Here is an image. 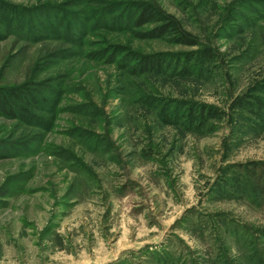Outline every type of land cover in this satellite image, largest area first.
Wrapping results in <instances>:
<instances>
[{
	"label": "rangeland",
	"instance_id": "obj_1",
	"mask_svg": "<svg viewBox=\"0 0 264 264\" xmlns=\"http://www.w3.org/2000/svg\"><path fill=\"white\" fill-rule=\"evenodd\" d=\"M142 4L197 45L138 38L156 26L133 24ZM0 5L16 114L0 115V264H264V109L247 107L264 101V0ZM146 57L167 65L130 71Z\"/></svg>",
	"mask_w": 264,
	"mask_h": 264
},
{
	"label": "trees",
	"instance_id": "obj_2",
	"mask_svg": "<svg viewBox=\"0 0 264 264\" xmlns=\"http://www.w3.org/2000/svg\"><path fill=\"white\" fill-rule=\"evenodd\" d=\"M143 6H140L138 9V12L134 15L133 18V24L138 28H144L147 25H153L156 24L152 29L145 30L142 32H138L135 35H137L138 38L141 39H162L166 36H172L174 41H177L180 44L186 45V46H196L197 41L195 38H193L188 32H186L180 23L173 17L165 16L161 11H159L157 8H155L153 5L149 4H142ZM1 9H5V5H0ZM167 64H165V61L162 59H153L152 57H146L142 61L139 62V65L136 68H132L130 71H134L136 73H160L164 67H166ZM171 64H168V67ZM167 67V68H168ZM128 68V67H127ZM189 71L187 69H184L183 73L187 74ZM19 96V95H18ZM16 96V97H18ZM39 102L37 97L35 95H31V98L28 100V103L32 106H36V103ZM14 106L8 98L0 97V115L1 114H8L15 116V109ZM233 106H236L238 108H247L249 107V111L252 113H255V115L262 118V114H259L260 111H263L264 109V101L260 98H255V101L253 103H249V105L246 107V101L245 98H237L235 102L233 103ZM206 109H202L198 112H196L197 115H195L194 110L191 111L189 114L190 119L197 125V127H202L204 124H206L209 115L212 113H206ZM169 118L172 117L170 114L168 116ZM264 166V164H262ZM241 171L249 176L250 179H255L256 184L258 186H262V177H261V171L259 172V169H261L260 164L257 162H252L248 165H241ZM264 171V167H262ZM229 182V181H227ZM233 186L236 190L245 191L248 189V184L246 181H243L242 177L239 175L235 176V179L233 180ZM250 189V186H249ZM263 193H264V189Z\"/></svg>",
	"mask_w": 264,
	"mask_h": 264
}]
</instances>
